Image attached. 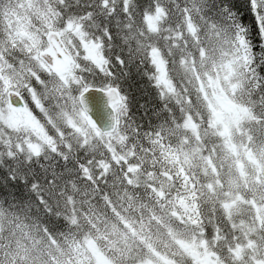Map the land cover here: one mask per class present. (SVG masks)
Here are the masks:
<instances>
[{
	"label": "snow or ice",
	"instance_id": "obj_1",
	"mask_svg": "<svg viewBox=\"0 0 264 264\" xmlns=\"http://www.w3.org/2000/svg\"><path fill=\"white\" fill-rule=\"evenodd\" d=\"M0 264H264V0H0Z\"/></svg>",
	"mask_w": 264,
	"mask_h": 264
}]
</instances>
